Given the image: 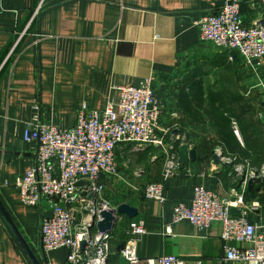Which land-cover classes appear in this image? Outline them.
<instances>
[{"label":"crops","instance_id":"1","mask_svg":"<svg viewBox=\"0 0 264 264\" xmlns=\"http://www.w3.org/2000/svg\"><path fill=\"white\" fill-rule=\"evenodd\" d=\"M225 3L1 1L0 203L18 236L0 209V264H34L23 243L39 264H67V250L46 253L42 248L46 202L26 206L15 186L17 178L34 165L35 145L24 140L26 123L39 113L41 123L71 129L77 125L83 105L103 110L109 101H119L118 87H139L147 78H153V89L164 103L160 131L174 132L177 155L180 145L190 144L196 160H190L176 177L165 182L167 201L160 203L147 200L143 190L147 184L161 180V151L151 147L132 153L128 145L119 147V174L102 177L103 197L111 209L128 204L138 210V215L133 219L118 216L111 230L110 264L120 263L121 251L130 238V223L136 218L146 221L147 234L137 247L142 259L173 255L184 264H244L225 260L219 224L198 230L189 221H173V205H189L196 185H204L223 198H234L232 189L242 193L232 168L214 161L220 149L229 155L235 149L212 121L208 102L211 91L230 100L229 107L248 141H264V67L254 72L240 55H234L231 61L224 51L200 39L201 18ZM262 15L258 4L244 7L247 26ZM259 185H248L245 199ZM260 191L264 192V186ZM231 213L239 216L240 211L233 208ZM251 219L264 223L254 213ZM97 231L94 227L93 232Z\"/></svg>","mask_w":264,"mask_h":264},{"label":"built area","instance_id":"2","mask_svg":"<svg viewBox=\"0 0 264 264\" xmlns=\"http://www.w3.org/2000/svg\"><path fill=\"white\" fill-rule=\"evenodd\" d=\"M254 4L261 7L263 15L247 26L243 10ZM199 29L202 42L226 54L240 55L244 65L254 72L264 67V0H226L223 7L201 18ZM118 90L119 101H109L103 110L83 105L77 125L71 129L43 124L39 113L26 123L24 140L35 145L34 165L17 178L15 186L26 206L37 207L43 200L46 202L48 213L41 224L42 248L46 253L67 250V264H110L114 236L111 232L94 233L92 224L101 220V211L111 209L103 197L105 186L101 179L119 174V147L128 145L132 153L151 147L161 151L162 178L143 190L149 201L165 203L164 184L179 172L178 138L168 129L160 131L164 103L153 89V78H147L139 87L121 86ZM34 108L39 111V104L35 103ZM232 125L240 139L238 120L232 119ZM221 153V160L232 168L234 179L242 180L243 192L236 193L234 198H223L204 185H196L189 205H173V221H189L198 230L219 224L227 262L264 264V223L249 219L259 204L246 206L244 200L248 182L264 177V166L260 170L246 168L235 164V159L220 149L218 154ZM233 208L241 209L240 216H232ZM146 234L145 219L130 223V238L121 251L127 264H184L173 255L139 257L137 247Z\"/></svg>","mask_w":264,"mask_h":264},{"label":"trees","instance_id":"3","mask_svg":"<svg viewBox=\"0 0 264 264\" xmlns=\"http://www.w3.org/2000/svg\"><path fill=\"white\" fill-rule=\"evenodd\" d=\"M208 102L214 125L221 131L228 144L235 149V152L230 154L231 157L235 159L236 163L260 170L264 165V141L258 139L251 143V141L247 140L245 132L240 127L242 144L233 131L231 118L234 117V114L229 107L230 100H226V98L223 100L221 94L211 91L208 96ZM223 151L229 155L224 148Z\"/></svg>","mask_w":264,"mask_h":264},{"label":"water","instance_id":"4","mask_svg":"<svg viewBox=\"0 0 264 264\" xmlns=\"http://www.w3.org/2000/svg\"><path fill=\"white\" fill-rule=\"evenodd\" d=\"M223 158V154H216L214 155V161L217 164H224L223 161L221 160ZM190 160L195 161L196 160V151L194 149H191L190 144H182L180 145L179 151H178V161L180 166H184L189 164ZM260 184L264 186V177L257 179V180H250L249 185L252 184ZM0 209L4 215V217L7 219V221L10 223L12 226L13 230L18 236V232L13 224V222L9 219L7 212L4 210L3 206L0 203ZM119 215H125L130 219H133L137 217L138 215V210L135 209L134 207L128 205V204H121L117 208L109 209V210H103L99 213V216L101 218L100 221L96 223V225L93 223L92 227H96L97 230L101 233H108L111 232V230L114 227V224L119 220L118 216ZM84 243L82 244V247H84ZM25 251L28 253L29 257L33 261L34 264H39L36 258L33 256L27 245L23 243ZM122 250V247L120 248V251ZM119 264H127L125 259L121 258Z\"/></svg>","mask_w":264,"mask_h":264},{"label":"rangeland","instance_id":"5","mask_svg":"<svg viewBox=\"0 0 264 264\" xmlns=\"http://www.w3.org/2000/svg\"><path fill=\"white\" fill-rule=\"evenodd\" d=\"M228 57H229V59L231 60V61H233L234 60V53H227L226 54ZM242 58V57H241ZM232 119H237L238 120V118L237 117H232L231 118V122H232ZM238 122H239V120H238ZM232 127H233V125H232ZM239 130H240V123H239ZM233 131H234V129H233ZM235 134V133H234ZM237 137V136H236ZM238 138V137H237ZM239 139V138H238ZM239 141L242 143V137H241V134H240V139H239ZM157 149V148H156ZM224 153V152H223ZM225 154V153H224ZM225 155H227V154H225ZM227 156H229V157H231V155H227ZM164 159V158H163ZM179 162V161H178ZM164 164V163H163ZM235 164H237L236 162H235ZM238 164H240V163H238ZM241 165V164H240ZM244 165V164H243ZM228 166V165H227ZM246 166V165H245ZM264 166V165H263ZM247 167H249V166H246V168ZM251 168V167H250ZM180 169H181V166H180V168H179V172H180ZM179 172H178V174H179ZM177 174V175H178ZM176 175V176H177ZM175 176V177H176ZM161 178H162V176H161ZM233 179H234V177H233ZM235 180V179H234ZM236 182H238L239 183V189H240V185H241V182H242V180H240V181H238V180H235ZM250 182V181H249ZM249 182H248V185H249ZM256 184V183H255ZM258 185V184H257ZM258 188H257V190H256V192L255 193H252L251 195H249L246 199H245V193L246 192H248V186H247V188H246V190H245V193H244V200H246V202L248 203V205H246V206H250V205H252V204H254V203H257V204H259V207L256 209V210H254L252 213H254V217L255 218H259V219H263L264 220V208H262V205H264V192L263 193H261V191H260V189H262V187L263 186H261V185H259V186H257ZM241 189H242V187H241ZM210 190V189H209ZM258 191V192H257ZM242 192H243V190H242ZM253 192V191H252ZM216 193V192H215ZM236 193H240V191H238L237 189H232V191L230 192V195H235ZM247 194V193H246ZM246 204V203H245ZM239 209V211H241V209L240 208H238ZM252 213L250 214V216H249V219H250V221H252V222H255L256 223V221H253L251 218H252ZM232 214V213H231ZM233 216V215H232ZM239 216H240V214H239ZM234 217H238V216H234ZM139 218H136L135 220H138ZM134 221V220H133Z\"/></svg>","mask_w":264,"mask_h":264}]
</instances>
